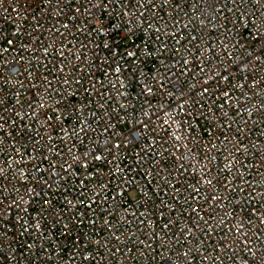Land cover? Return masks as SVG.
<instances>
[{
	"label": "built area",
	"instance_id": "2783aa9c",
	"mask_svg": "<svg viewBox=\"0 0 264 264\" xmlns=\"http://www.w3.org/2000/svg\"><path fill=\"white\" fill-rule=\"evenodd\" d=\"M103 2L0 0V264H264V0Z\"/></svg>",
	"mask_w": 264,
	"mask_h": 264
},
{
	"label": "snow or ice",
	"instance_id": "6c2138e0",
	"mask_svg": "<svg viewBox=\"0 0 264 264\" xmlns=\"http://www.w3.org/2000/svg\"><path fill=\"white\" fill-rule=\"evenodd\" d=\"M47 2L50 3L51 0H47ZM112 2H113V0H108V3H112ZM136 2L142 4V0H136ZM256 2L259 3V0H256ZM147 3H148V4H152V3H153V0H147ZM95 6H96L97 8H100V7H105L106 5L104 4L103 0H100V3H98V4L95 5ZM75 10H76V11H80L79 8H77V9H75ZM140 15H141V16H144V12H141ZM148 26L151 27V24H149ZM64 27H67V25H65ZM157 30H158V29H157ZM57 32H59V29H57ZM12 43H13V41H11V40L8 41V44H12ZM5 51H7V49H5ZM69 51H70V50H69ZM44 52H45V54H47V53H48V49H44ZM130 55H131V54H130ZM63 57H64V52L61 51V52H60L61 64H60V66L57 68V71H59V72H61V73H63V72L65 71V68L63 67V64H62ZM77 58L79 59V57H77ZM42 80H43V82H44L45 91L48 92L49 89L52 88V83H53V82H52L51 80H49L47 76H43V77H42ZM77 82L79 83V81H77ZM68 83H69V80H67V79H65V80L63 81V84H68ZM204 91L207 92L208 90H207V89H204ZM225 95H228V93H225ZM0 104H3V101H2V100H0ZM39 107H40V108H45L46 105H45L44 103H40V104H39ZM16 115L19 116L20 114L17 113ZM2 119H3V117L0 116V120H2ZM48 119H51V117H49ZM13 123H15V121H13ZM3 127H4V125H3V124H0V129H2ZM176 138L179 139V137H176ZM2 142H3V137H0V143H2ZM116 147H119V145H117ZM96 158H97V159H100V157H96ZM181 167H182V166H181ZM2 171H3V169H0V173H2ZM205 183H207V184H209V185H212V184H213V181H212L211 179H207V180L205 181ZM177 191H179V189H177ZM195 191L199 192L200 189L197 188V189H195ZM193 199H196V197L193 196ZM212 199H213V200H217V199H221V198H218V197H216V196H213ZM45 203H48V202L45 201ZM69 203H71V202H69ZM199 211H200L199 208H193V212H199ZM141 215H143V213H141ZM198 219H204V218H203V217H198ZM141 222H143V221H141ZM129 223H130V221H129ZM205 223H207L206 220H205ZM261 223H264V221H261ZM168 226H169L168 224L163 225L164 228H167ZM197 226H198V225H197ZM36 227H37V229L39 228V224H38V223H37ZM180 231H181L182 233H184V232H190V229L187 228V227H185V228L180 229ZM240 231H241V230H240L239 228L236 229V232H237V233H239ZM117 239H119V237H117ZM184 255L187 256V253H184ZM208 258H209L208 255L205 254V255H204V261L207 262V261H208ZM214 259H215V260H220V257H219V256H216V257H214Z\"/></svg>",
	"mask_w": 264,
	"mask_h": 264
}]
</instances>
